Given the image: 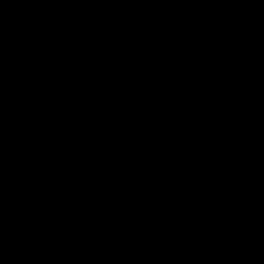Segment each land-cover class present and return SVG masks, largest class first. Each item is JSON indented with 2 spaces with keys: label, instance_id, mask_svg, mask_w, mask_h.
Listing matches in <instances>:
<instances>
[{
  "label": "water",
  "instance_id": "1",
  "mask_svg": "<svg viewBox=\"0 0 264 264\" xmlns=\"http://www.w3.org/2000/svg\"><path fill=\"white\" fill-rule=\"evenodd\" d=\"M0 264H264V0H0Z\"/></svg>",
  "mask_w": 264,
  "mask_h": 264
}]
</instances>
